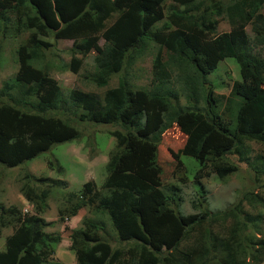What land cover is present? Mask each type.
<instances>
[{"label":"trees","instance_id":"1","mask_svg":"<svg viewBox=\"0 0 264 264\" xmlns=\"http://www.w3.org/2000/svg\"><path fill=\"white\" fill-rule=\"evenodd\" d=\"M167 1L0 0V46L25 36L15 49V83L0 90V163L15 168L56 144L77 141L81 136L72 120L93 123L102 117L119 128L110 133L116 150L110 153L104 182L101 187L86 182L59 209L60 222L83 208L91 216L69 233L76 264H262V215L254 211L264 205V154L251 156L248 143L264 146V0H171L177 9L166 10ZM221 18L230 29L217 34ZM161 20L171 29H155ZM48 39L72 42L69 62L61 68L74 74L103 40L93 59L97 88L107 87L151 44L166 49L172 59L167 68L158 51L149 90H133L121 80L101 96L79 89L65 95L46 71L33 65L52 47ZM227 58L237 65L239 79L233 82L228 112L222 113L214 95L217 85L208 76ZM169 69L182 93L173 88ZM200 101L204 110L197 108ZM171 127L185 136L180 155L197 164L194 182L212 176L224 181L238 171L229 159L235 155L253 171L260 192L247 191L235 204L209 213L200 190V212L180 214L174 208L176 191L164 193L147 175L156 165V144ZM39 181L44 188L26 183L21 189L32 214L0 207V233L6 226L14 228L4 239L0 264H44L54 255L53 242L59 238L45 232L53 223L41 215L51 189L66 183L47 177Z\"/></svg>","mask_w":264,"mask_h":264},{"label":"rangeland","instance_id":"2","mask_svg":"<svg viewBox=\"0 0 264 264\" xmlns=\"http://www.w3.org/2000/svg\"><path fill=\"white\" fill-rule=\"evenodd\" d=\"M172 6L174 4L171 0H168L165 9L167 10L168 7ZM174 7L176 8V6ZM178 9L182 10L183 8ZM114 16L116 17V15ZM115 17L107 21V27ZM155 29L167 31L171 27L167 25L165 20H161L155 25ZM229 29L227 19H219V24L216 27L217 34L227 32ZM246 31L250 35V28H247ZM22 39H25L24 35L6 40L0 46L2 48L0 50V90L5 84L15 83L14 75L18 66L15 49ZM48 41L52 47L50 46L51 48L45 52V56L33 65L46 71L65 95L68 94L69 90L79 89L83 92L101 96L105 90L118 86L121 80L126 81L133 90H149L155 77L153 63L158 51H160L162 62H168L167 68H169L172 59L171 54L166 49L151 44L142 55L134 57L131 64L127 65L123 71L114 74L110 78L107 87L97 88L92 82V78L96 73L93 59L99 49L103 47V40H100L95 48L83 58L82 68L77 74L61 68L69 62V49L72 42L52 39H48ZM260 53L264 56V50L261 49ZM77 58H80V56H77ZM45 65L49 66L47 70H45ZM237 69L234 60L227 58L220 61L217 70L208 76L209 82L217 85V88L214 89V95L219 102L222 113L228 112L227 106L231 97V88L233 82L239 79ZM169 71L172 72L173 88L180 92L181 84L176 82L177 75L174 76V70L169 69ZM179 101L182 107H189L184 96H180ZM204 107L205 105L201 101L197 105L200 110H204ZM96 120L97 122H93L94 124L85 121L79 122L76 119L70 122L71 126L80 133L81 138L77 141L56 144L48 151L15 168H7L0 163V207H16L21 214H32L34 212L32 205L25 200L21 192L26 183L44 188L45 185L39 179L46 177L66 183L64 188L51 189L46 201V208L41 215L47 223H53L52 226L45 228V232L52 235L54 239L59 238L55 243L53 242L54 255L44 264H76L75 256L70 250L69 233L72 230L81 228L82 220L91 216L88 209L83 208L78 211L76 216L60 222L59 209H63L68 205L67 195L69 193H79L86 182L92 181L98 187H101L104 182L106 164L110 153L116 150L115 140L110 133L119 128L109 124L102 117L97 116ZM184 143L185 136L180 133L178 128L171 127L166 130L161 135L159 143L156 144V165L147 171L149 179L159 182L164 193L170 194L172 189L176 191L174 198L177 207L174 206V208L180 214L189 215L200 212L197 205L200 190H203L209 213L222 211L235 204L242 194L247 191L260 192L255 187L260 182H255L253 171L247 164L240 163L235 155L229 156V159L238 166V171L224 181L212 176L198 183L194 182L193 173L197 164L193 159L180 155ZM248 145L252 149L251 156L264 154V146H259L253 142L248 143ZM261 180L263 179L261 178ZM245 208L251 211L247 205ZM257 212L262 215L261 226L264 231V205L254 211V213ZM13 229V225L1 229L0 251L4 249L5 237L10 235ZM116 246H120V244H114V247ZM122 246L128 247L131 246V243H123Z\"/></svg>","mask_w":264,"mask_h":264},{"label":"clouds","instance_id":"3","mask_svg":"<svg viewBox=\"0 0 264 264\" xmlns=\"http://www.w3.org/2000/svg\"><path fill=\"white\" fill-rule=\"evenodd\" d=\"M21 43V42H20ZM20 45V44H19ZM16 55V54H15ZM17 68H18V66H17Z\"/></svg>","mask_w":264,"mask_h":264}]
</instances>
